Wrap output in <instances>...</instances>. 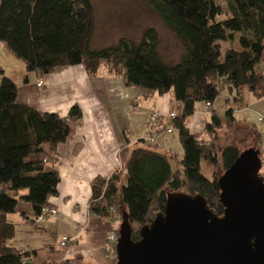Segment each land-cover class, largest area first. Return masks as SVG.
Here are the masks:
<instances>
[{"label":"trees","instance_id":"1","mask_svg":"<svg viewBox=\"0 0 264 264\" xmlns=\"http://www.w3.org/2000/svg\"><path fill=\"white\" fill-rule=\"evenodd\" d=\"M149 2L182 43L176 64L163 59L154 28L146 29L139 42L122 37L114 46L92 48L95 12L91 0H0V42L24 62L27 73L42 78L56 67L83 65L90 76H97L105 67L126 86L136 87L144 99L172 93L181 103V113L155 130L167 133L168 125L178 132L182 158L163 150L159 141L144 138L133 149L121 150V169L108 180L97 177L92 184L90 215L121 223L127 213L132 226L140 228L165 210L168 195L175 192L201 194L216 213H224L215 169L219 165L223 171L228 169L244 149L230 143L219 152L220 132L236 129L235 112L248 107V93L264 97V73L256 68L264 60V0ZM236 40L237 48L223 42ZM4 71L0 64V74ZM220 97L228 108L224 112L211 109L202 131L193 133L188 123L197 105H213ZM82 120L78 104L61 116L21 102L15 81L3 77L0 264H84L80 257L66 258L67 249L22 250L8 244L19 231L10 213H18L24 222L37 221L42 209L51 206L50 197L58 194L61 182L58 146L69 138L71 124ZM172 160L179 168H173ZM202 162L215 168L212 178L203 173ZM139 230L133 229L134 240L140 239ZM109 252L117 260L116 242Z\"/></svg>","mask_w":264,"mask_h":264},{"label":"crops","instance_id":"2","mask_svg":"<svg viewBox=\"0 0 264 264\" xmlns=\"http://www.w3.org/2000/svg\"><path fill=\"white\" fill-rule=\"evenodd\" d=\"M20 68L21 78L19 80L10 78L17 84L21 102L61 116H66L75 104H78L83 112V120L80 123L71 124L69 138L58 146L60 163L57 165V170L61 182L58 186V194L50 197V207L57 208L59 217H64L72 223L74 230L68 236L78 242L87 233V240L93 247L72 252L67 248L66 258L80 257L84 260V264H115L117 260L109 252L113 242L108 240V235L113 233L121 223L89 214L88 207L93 194L92 184L97 177L108 180L121 169L120 155L123 148L131 150L138 145L141 139L151 140V137L155 136V140L159 141L167 134H159L152 129L151 115L156 110L159 99L154 97L144 99L136 87L133 95L134 91L130 90L132 87L126 86L123 79H118L105 67L100 69L97 76H90L83 65L56 67L50 69L42 78L37 77L35 73H27L24 63ZM256 68L264 73V60L259 62ZM26 77L27 81H25ZM41 79L44 84L38 86L37 83ZM159 96L164 104L176 102L172 93ZM246 98L248 107L244 109L249 110V106L253 105L263 110L261 112L263 114L258 117V121L262 123L261 128L255 124H249L245 133L247 132L248 139L252 140L250 147L255 146L261 152L262 173L264 174V120H260L261 115H264V108H260V104L264 106V97L258 99L248 93ZM126 100L127 102L123 105L122 102ZM220 102L219 106L215 102L210 108H207L205 103L199 109L197 107L196 113L188 123L191 131L196 130L193 133L199 134L202 131L206 121L210 118L211 109H216L217 106L219 110H216L224 112L228 108L224 97ZM177 103L182 109L181 103ZM123 106V112L131 118H135L134 111L137 109L149 111L150 118L147 119L142 114L138 121L127 124L126 129H121L122 133H119L114 126L111 108L116 110V115ZM244 109L237 110L235 116L237 112H242ZM126 120L124 123H129ZM246 121L249 122V120ZM146 127L149 133L146 137L136 139L133 137L136 132H144ZM151 130H153V135H150ZM49 168L52 169V167ZM99 223L104 225L106 234L94 245L91 238ZM86 245L88 246V243ZM57 248H60V245Z\"/></svg>","mask_w":264,"mask_h":264},{"label":"water","instance_id":"3","mask_svg":"<svg viewBox=\"0 0 264 264\" xmlns=\"http://www.w3.org/2000/svg\"><path fill=\"white\" fill-rule=\"evenodd\" d=\"M260 150H243L219 177V215L201 194L168 195L165 210L132 238L127 213L115 264H264V175Z\"/></svg>","mask_w":264,"mask_h":264},{"label":"rangeland","instance_id":"4","mask_svg":"<svg viewBox=\"0 0 264 264\" xmlns=\"http://www.w3.org/2000/svg\"><path fill=\"white\" fill-rule=\"evenodd\" d=\"M94 6L95 12V32L91 40V47L94 49H102L109 46L116 45L120 38L127 37L132 39L135 42H139L142 39V36L146 29L154 28L159 34V52L162 55L163 59L170 64H176L179 62L180 57L183 52V46L181 41L176 37L175 33L165 24L161 19L158 13L153 9L149 0H91ZM225 46H232L234 48L238 47L237 40L234 42L223 41ZM22 63V64H21ZM23 61L19 59L13 52L5 48L4 44L0 42V64L4 68V74H0V84L4 76L11 77L15 80L21 78V66ZM104 69V68H103ZM118 79H122L117 76ZM121 81V80H120ZM135 87H132L130 90L134 91ZM159 95H156L154 98H158V103L155 109H158L165 114L170 111H174L178 114L181 113L179 104L177 101L172 103H163V99L159 98ZM220 97L216 103L220 105ZM108 103V101H106ZM127 102L124 101V105ZM200 105V106H199ZM171 106V109H170ZM203 106V103L197 105L198 109ZM123 108V109H122ZM119 112L116 113L114 108H111V114L114 119V126L119 133L121 129L125 128L127 124H132L135 121H138L139 117L143 114L144 116L150 118V112L142 109H137L134 112L135 118L125 115L124 106ZM260 108H264L263 104H260ZM216 109L219 110V107L216 106ZM114 110V111H113ZM250 110V111H249ZM249 110L244 109L242 112H237L236 117L239 119L237 124V129L233 132H228L223 129L220 132V139L218 141V151L221 152L222 148L227 144L234 143L237 144L241 149H247L251 146L252 140L247 137V126L249 124H255L261 128V122L258 121L260 114H263V110L258 109L257 107L250 105ZM260 110V111H259ZM130 113V112H128ZM264 116V115H261ZM127 119V120H126ZM249 120L246 121V120ZM129 123H124V121ZM123 122V123H122ZM252 122V123H251ZM128 125V126H129ZM127 126V127H128ZM149 128V127H148ZM144 132L134 133V138H143L146 137L149 133L147 132V127L144 129ZM196 130H192L195 132ZM133 138V139H134ZM138 140V139H137ZM160 144L163 146V150H171L173 153L177 154L179 158H182L184 155V149L181 144L179 134L175 130L173 133L165 134L160 140ZM33 157V156H32ZM172 165L174 169L179 168L176 160H172ZM215 168L211 167L207 162H202V171L203 173L212 178L213 170ZM217 174L220 176L223 174L222 166L219 165L215 169ZM262 172V170H261ZM61 211V210H60ZM9 219L13 222L19 223L18 233L15 238L8 241V244L15 246L22 250H28L35 247L44 246L46 249H56L59 239L64 235L72 234L74 228L71 225L72 223L64 217H59L56 214L53 217L47 218L43 221L30 220L29 222H23L21 216L18 213H10ZM98 228L94 230L91 238V242L96 245L100 240L103 239V236L106 234V229L101 223L98 224ZM95 229V228H93ZM134 231L140 229L139 225H134ZM87 233L81 237L78 242L74 241L68 246L69 251L82 250L86 248H92L93 246L88 242ZM117 242V241H116ZM88 243V246L86 245Z\"/></svg>","mask_w":264,"mask_h":264},{"label":"built area","instance_id":"5","mask_svg":"<svg viewBox=\"0 0 264 264\" xmlns=\"http://www.w3.org/2000/svg\"><path fill=\"white\" fill-rule=\"evenodd\" d=\"M43 84H44V81L42 79L37 83L38 86H42ZM206 106H207V108L211 107V105L209 103L206 104ZM177 116H178V114L174 111H170L169 113L165 114L164 112L156 109L152 112L151 123H152V126L154 127V129H157V128H160L163 126V121L165 119L171 120ZM260 120L261 121L264 120V117L263 116L260 117ZM166 127H167V129H166L167 133H173L174 132V129L171 126L167 125ZM154 140H155V136H152L151 141H154ZM56 214H58L57 208L46 206L42 209V212H41L40 216L37 218V221H43L47 218L55 216ZM108 240L110 242H116L117 241V236H116L115 232L108 235ZM73 241H74L73 237H70L68 235L62 236L60 241H59L60 248L67 249L68 246Z\"/></svg>","mask_w":264,"mask_h":264}]
</instances>
